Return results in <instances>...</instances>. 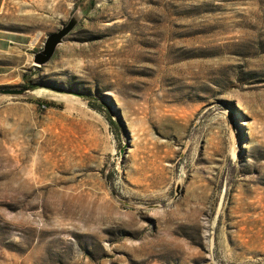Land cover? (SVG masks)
<instances>
[{"label": "rangeland", "instance_id": "1", "mask_svg": "<svg viewBox=\"0 0 264 264\" xmlns=\"http://www.w3.org/2000/svg\"><path fill=\"white\" fill-rule=\"evenodd\" d=\"M30 1L83 17L0 94V264H264V0Z\"/></svg>", "mask_w": 264, "mask_h": 264}, {"label": "crops", "instance_id": "2", "mask_svg": "<svg viewBox=\"0 0 264 264\" xmlns=\"http://www.w3.org/2000/svg\"><path fill=\"white\" fill-rule=\"evenodd\" d=\"M30 0H0V86H19L33 80L37 69L32 56L41 49L46 36L55 32L60 23L59 14L31 17L34 30H22L14 26L23 24ZM37 10L46 0H34ZM11 19L5 23V19ZM11 26H10V25ZM58 30V29H57ZM56 30V31H57Z\"/></svg>", "mask_w": 264, "mask_h": 264}, {"label": "water", "instance_id": "3", "mask_svg": "<svg viewBox=\"0 0 264 264\" xmlns=\"http://www.w3.org/2000/svg\"><path fill=\"white\" fill-rule=\"evenodd\" d=\"M83 17V12L76 9L66 23H62L60 28L46 36L40 50L35 52L32 56V64L35 68H41L47 65L55 56L58 48L65 43L66 38L74 31ZM30 91L29 88H16L0 90V94L7 95H25ZM121 149L120 153L123 154ZM179 183L176 185V195L179 191Z\"/></svg>", "mask_w": 264, "mask_h": 264}, {"label": "trees", "instance_id": "4", "mask_svg": "<svg viewBox=\"0 0 264 264\" xmlns=\"http://www.w3.org/2000/svg\"><path fill=\"white\" fill-rule=\"evenodd\" d=\"M28 83H30V88L29 89H34V88H37L38 87V83H36L35 81H33V80H31L30 82H28ZM59 91V90H58ZM76 95H78V96H80V97H82V98H85V99H90V97L88 96L89 94H87V93H79V94H76ZM36 101L38 102V103H40V102H42V101H40L39 99H36ZM45 102V101H44ZM91 103H93V101H90V106L92 107V108H94V109H98L99 107H100V104H91ZM46 104L47 105H51L52 103L51 102H46ZM108 120H109V122L112 124V125H114V123L112 122V120H111V118L108 116Z\"/></svg>", "mask_w": 264, "mask_h": 264}]
</instances>
